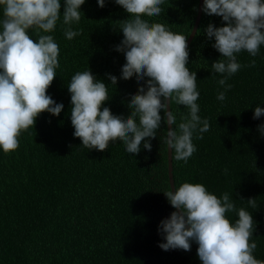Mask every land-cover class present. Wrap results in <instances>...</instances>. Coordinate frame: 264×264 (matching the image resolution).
I'll list each match as a JSON object with an SVG mask.
<instances>
[{
  "label": "trees",
  "instance_id": "trees-1",
  "mask_svg": "<svg viewBox=\"0 0 264 264\" xmlns=\"http://www.w3.org/2000/svg\"><path fill=\"white\" fill-rule=\"evenodd\" d=\"M63 4L61 0V14ZM196 7L197 0H165L158 17L143 18L188 35ZM202 9L203 0L187 44L186 67L196 73L198 115L209 121L210 129L203 139L194 133L197 150L186 163L171 153L173 187L200 183L217 197L229 193L237 209L251 213L250 242L257 244L253 255L264 261V134L258 127L264 124V115L253 118L255 107L264 108V45L255 57L246 51L237 54L242 67L228 78L226 99L217 100L224 88L211 64L220 54L205 29L225 22ZM80 11L81 20L72 25L80 35L65 38L62 15L55 30L47 33L60 49L57 75L47 94L63 104L61 113H41L33 128L21 133L15 151L5 155L0 150V264H201L195 242L187 252L158 246L164 242L160 222L175 211L164 195L169 191L164 112L156 137L146 138L151 151L142 142L138 154H128L122 141L111 142L103 152L88 150L73 136L67 85L76 72L88 68L108 85L110 98L102 108L123 117L131 111V96L147 79L120 78L126 61L115 49L123 39L119 25L128 19L125 10L114 0H105L103 8L97 0H85ZM29 35L37 39L34 33ZM252 60L255 67L248 66ZM109 75L117 77L115 86ZM171 110L177 124L188 112L175 102ZM249 198L256 199V209L247 204ZM226 215L232 222L238 218L235 212Z\"/></svg>",
  "mask_w": 264,
  "mask_h": 264
},
{
  "label": "clouds",
  "instance_id": "clouds-1",
  "mask_svg": "<svg viewBox=\"0 0 264 264\" xmlns=\"http://www.w3.org/2000/svg\"><path fill=\"white\" fill-rule=\"evenodd\" d=\"M128 14L119 25L123 39L116 47L123 52L126 63L121 69V79L145 80L136 94L128 101L127 117L113 115L102 105L109 100V88L87 70L76 72L67 85L70 93V120L73 136L88 149L106 151L111 142L122 141L128 154H138L143 148L151 151L146 138H155L164 123L170 126L165 143L176 161L187 162L196 152L192 142L194 133L203 139L209 131L207 119L198 115L199 92L194 71L188 64L187 35L177 34L159 22H149L143 17H158L165 0H114ZM85 0H0V150L5 155L19 147L22 132L33 128L37 117L44 112L59 116L63 104L56 103L47 94L59 67V45L52 33L61 20L64 36L68 40L81 34L72 25L81 20L80 7ZM101 8L105 0H97ZM202 11L222 18L224 26L209 24L205 29L212 47L220 59L211 64L214 73L220 74L218 85L224 88L216 99L224 101L229 77L242 65L237 54L246 51L255 57L264 45V0H203ZM34 33L36 40L30 38ZM255 67V60L250 61ZM110 84H117V77L109 75ZM188 109L177 124L171 110L172 103ZM170 109V110H168ZM264 115V108L253 110V118ZM264 134V124L258 126ZM227 172V169L224 170ZM174 190L164 192L173 211L160 222L159 230L164 242L162 250H191V242L198 247L196 254L201 264H264L253 255L257 244L253 237L254 221L243 207L237 209L229 193L220 197L210 193L203 184L182 183ZM247 204L256 209L255 198ZM238 218L232 222L228 213Z\"/></svg>",
  "mask_w": 264,
  "mask_h": 264
},
{
  "label": "water",
  "instance_id": "water-1",
  "mask_svg": "<svg viewBox=\"0 0 264 264\" xmlns=\"http://www.w3.org/2000/svg\"><path fill=\"white\" fill-rule=\"evenodd\" d=\"M201 7H202V0H197L195 17H194V20L192 22L191 29L187 35V44L189 43V41H190L191 37L193 36L194 31L196 29V26H197V23H198V20L200 17ZM164 119H166V118L164 117ZM165 128H166V132H167L170 128V125H167L165 123ZM165 147H166V176H167L168 187H169V190H174L173 182H172V175H171V158H170L171 150L168 149V146L166 144H165ZM174 210L176 211V209H174Z\"/></svg>",
  "mask_w": 264,
  "mask_h": 264
}]
</instances>
